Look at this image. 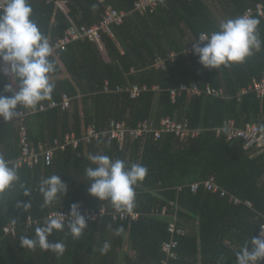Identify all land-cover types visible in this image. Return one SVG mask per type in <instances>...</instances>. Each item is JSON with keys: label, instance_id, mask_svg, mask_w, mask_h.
<instances>
[{"label": "trees", "instance_id": "16d2710c", "mask_svg": "<svg viewBox=\"0 0 264 264\" xmlns=\"http://www.w3.org/2000/svg\"><path fill=\"white\" fill-rule=\"evenodd\" d=\"M56 1L28 0L33 9L30 19L37 23L50 45L63 36L69 20L78 26H91L100 21L107 6L128 15L122 24L112 26V37L102 34L95 42L76 41L65 50L53 51L50 60L54 61L56 71L51 79L56 87L51 101L59 102L66 93L71 98L70 107L50 108L24 119L18 116L7 123L0 117V153L6 160L11 162L21 153L22 127L33 148L39 142L62 139L72 132L82 136L92 123L104 129L111 119L126 120L135 126L144 119L158 123L169 117L179 122L187 120L191 128L203 131L184 141L174 134H164L159 139L149 136L144 142L127 140L122 147L107 139L81 142L75 149L68 146L57 151L50 165L17 169L20 182L14 190L0 195V264H162L165 254L161 244L170 237L169 219L155 218L149 213L163 207L174 210L176 224L184 231L176 235V258L168 264H236V252L245 244L251 247L252 237L264 223V157L251 156L253 149L245 151L242 141H227L225 135L217 136L213 129L224 120L233 119L240 127L257 123L264 132V97L260 100L254 93L243 95L241 100L236 97L240 88L264 74V17H254L261 21V50L244 64L230 69H206L192 52V43L202 33L211 35L219 31L222 22L242 16L246 8L264 0H168L165 6L144 16L132 12L136 0H66V12L56 6ZM93 5L97 7L94 9ZM171 52L175 57L166 59ZM157 57L165 59V69L154 67ZM131 68L141 71L131 74ZM105 81L112 87L136 83L158 85L161 90L131 99L126 93H103ZM8 82L0 74V94L10 95L3 93ZM181 82H195L201 88L207 84L222 88L226 98L181 94L172 101L168 90ZM94 155L123 160L129 167L138 163L148 168L147 177L135 188L134 210L141 213L138 220L112 221L110 215H105L98 223L88 222L79 240L73 239L65 223L63 232L49 237L50 243L61 241L67 246L59 258L51 252L22 248L20 238L34 237L36 228L44 225L50 212L70 211L73 203H79L81 208L113 209L108 202L88 193L91 181L86 178V169L95 167L89 159ZM53 175L61 176L68 191L52 206L43 207L39 186ZM211 178L227 193L251 201L253 207L234 205L228 196L208 191L202 184L196 192L190 190L191 183ZM25 189H31V197L23 196ZM28 201L33 205L30 211L16 207L18 202ZM189 219L197 221L194 231L187 229ZM5 226L13 228V233H5ZM120 227L124 232L117 236L115 230ZM105 243H110L111 248L102 255L100 249Z\"/></svg>", "mask_w": 264, "mask_h": 264}, {"label": "clouds", "instance_id": "9594fccd", "mask_svg": "<svg viewBox=\"0 0 264 264\" xmlns=\"http://www.w3.org/2000/svg\"><path fill=\"white\" fill-rule=\"evenodd\" d=\"M97 6L93 5L95 9ZM0 74L8 78V83L0 94V117L5 123L13 121L21 114V109H30L33 113L44 101H51L56 87L51 74L56 71L54 61L50 60L53 48L49 40L41 33L39 26L30 19L33 9L28 0H0ZM261 21L247 15L228 19L220 24V30L209 36L202 33L192 43V52L199 57L204 68L220 70L230 69L233 65L244 64L250 56L261 50L258 26ZM203 45V46H202ZM19 107V111L17 110ZM95 167L86 169V178L91 181L88 193L100 201L108 202L117 213L131 214L136 206L135 188L148 175V168L138 163L129 167L123 160L113 161L107 155L90 156ZM20 182L18 170L0 153V195L14 190ZM22 189L25 188L20 184ZM68 191V185L61 176L53 175L44 179L39 186L43 195V207H50ZM31 189H25L23 196L31 197ZM32 202H18L16 207L25 212L32 209ZM81 205L73 203L70 207V219L63 214L50 218L35 230V236L20 238L24 249L54 253L58 258L67 251L64 242L50 243L49 237L65 230V220L74 240H79L88 228V222L80 211ZM111 227V226H110ZM124 232L120 227L115 230L119 236ZM110 243H105L100 252L106 255ZM236 264H261L264 261V231L252 237L251 247L245 244L236 252ZM221 260L224 258L221 257Z\"/></svg>", "mask_w": 264, "mask_h": 264}, {"label": "built area", "instance_id": "2783aa9c", "mask_svg": "<svg viewBox=\"0 0 264 264\" xmlns=\"http://www.w3.org/2000/svg\"><path fill=\"white\" fill-rule=\"evenodd\" d=\"M62 1L65 5L64 7H57L63 12H66V0ZM168 0H136L133 5L132 12L138 14L139 16H144L149 12H152L158 7H163L167 4ZM57 4V1L55 2ZM128 15V12L124 10H118L112 6L105 7L101 14L100 21L91 26L87 25H76L73 21H70L69 27L66 28L62 37L58 38L51 44L53 51L55 50H65L66 47L76 41H90L95 42L101 38L102 34H107L113 36L112 26L120 25L124 22ZM247 15L251 18L255 16L264 17V3H257L254 6L245 9L242 16ZM211 36V35H209ZM175 57V53L171 52L166 59L172 60ZM155 68L165 69V59L162 57H157L154 61ZM140 69H130L131 74H137ZM161 90L158 85L148 86L146 84L139 85L136 83H128L125 85L117 84L114 87L110 86L107 81H105L102 92L103 93H126L129 98H137L141 93L148 91H159ZM169 95L172 101L181 94L187 97H195L201 95H208L216 98H226V95L222 88H215L207 84L203 88L195 82L185 83L181 82L178 86L170 88ZM248 93H254L256 98L262 99L264 97V74L263 76L256 80L254 79L251 84L247 87H242L238 90L236 97L241 100L243 95ZM71 98L63 93L61 95V100L59 102L50 101L48 104H42L38 107V110L33 113L32 110L26 109L21 111L19 117L24 119L27 115H33L38 112L46 111L50 108L60 107L62 110H66L70 107ZM189 122L185 120L184 122L175 121L169 117H163L156 123L153 119H144L139 121L135 126H131L126 120H115L111 119L104 129H98L95 124H89L84 129L82 136H77L74 132L68 133L63 136V138H54L50 142H39L35 148L30 147L28 143V138L26 137L25 128L22 127L20 137V155L13 159L10 164L12 167L19 169L23 166H28L33 168L39 164L50 165L54 161L57 151H64L68 146L75 149L79 143H96L102 139L113 140L122 147L127 140H138L142 142L149 136H153L154 139H159L164 134H174L180 141H184L187 138H196L203 131L199 128H191L188 124ZM217 136L225 135L227 141L240 140L242 141V147L245 151L252 150L251 156L262 155L264 157V132H262L257 123L249 122L244 125V127L237 126L233 119L224 120L223 123L213 129ZM211 191L213 193L219 192L221 196H228L229 202L234 205H244L252 208L253 204L249 200H242L239 197L227 193L219 185L215 184L213 178L197 181L190 184V190L196 192L200 186ZM181 187H178L180 190ZM172 205V203H170ZM80 211L85 215L87 222L98 223L105 215H110L112 221H125L131 223L137 221L141 213L133 210L131 214H120L117 213L114 208L108 211L107 207L102 206L99 209H89L88 207L80 208ZM60 214L65 215L70 219L69 210H58L50 212L46 219L56 217ZM149 216L155 218H168L167 232L170 237L161 244V251L165 254V258L161 260L162 264H168L171 260L176 258L175 249L178 246V241L176 235L184 234V231L177 226V216L174 210L171 212L168 207H163L162 209H154ZM65 220L64 223H68ZM31 223V219L28 218V224ZM5 233H13V228L10 226H5L3 228ZM260 231H264V223L261 224L258 234Z\"/></svg>", "mask_w": 264, "mask_h": 264}, {"label": "crops", "instance_id": "0c3cea01", "mask_svg": "<svg viewBox=\"0 0 264 264\" xmlns=\"http://www.w3.org/2000/svg\"><path fill=\"white\" fill-rule=\"evenodd\" d=\"M186 226H187V229L188 231H194L195 228L197 227V221L196 220H191L189 219L187 222H186Z\"/></svg>", "mask_w": 264, "mask_h": 264}, {"label": "rangeland", "instance_id": "374dc122", "mask_svg": "<svg viewBox=\"0 0 264 264\" xmlns=\"http://www.w3.org/2000/svg\"><path fill=\"white\" fill-rule=\"evenodd\" d=\"M58 7H64L65 8V5L62 3V1H57V4H56ZM211 5H213V4H211ZM214 6V5H213ZM67 7V6H66ZM212 7V6H211ZM59 77H62V75L61 76H59ZM131 99H135V98H131Z\"/></svg>", "mask_w": 264, "mask_h": 264}]
</instances>
